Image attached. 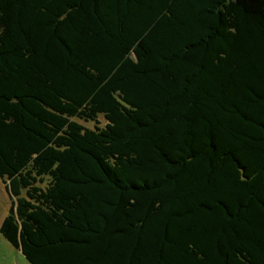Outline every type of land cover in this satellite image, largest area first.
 I'll list each match as a JSON object with an SVG mask.
<instances>
[{"label":"trees","instance_id":"1","mask_svg":"<svg viewBox=\"0 0 264 264\" xmlns=\"http://www.w3.org/2000/svg\"><path fill=\"white\" fill-rule=\"evenodd\" d=\"M0 179L30 264H264V0H0Z\"/></svg>","mask_w":264,"mask_h":264},{"label":"rangeland","instance_id":"2","mask_svg":"<svg viewBox=\"0 0 264 264\" xmlns=\"http://www.w3.org/2000/svg\"><path fill=\"white\" fill-rule=\"evenodd\" d=\"M80 123L87 127H93L94 121L84 122L77 119ZM99 125H103L104 121L101 116L98 117ZM10 206V196L4 188L0 180V224L3 217L8 211ZM0 264H30L21 252L13 247L0 233Z\"/></svg>","mask_w":264,"mask_h":264},{"label":"crops","instance_id":"3","mask_svg":"<svg viewBox=\"0 0 264 264\" xmlns=\"http://www.w3.org/2000/svg\"><path fill=\"white\" fill-rule=\"evenodd\" d=\"M1 180V179H0ZM2 182V181H1ZM3 186H4V183L2 182ZM5 188V187H4Z\"/></svg>","mask_w":264,"mask_h":264}]
</instances>
